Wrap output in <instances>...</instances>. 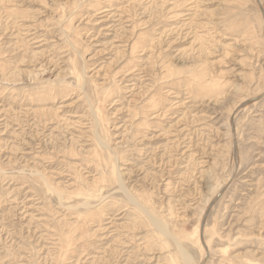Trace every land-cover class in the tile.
Returning a JSON list of instances; mask_svg holds the SVG:
<instances>
[{"label": "rangeland", "instance_id": "374dc122", "mask_svg": "<svg viewBox=\"0 0 264 264\" xmlns=\"http://www.w3.org/2000/svg\"><path fill=\"white\" fill-rule=\"evenodd\" d=\"M187 263L264 264V0H0V264Z\"/></svg>", "mask_w": 264, "mask_h": 264}, {"label": "bare ground", "instance_id": "6f19581e", "mask_svg": "<svg viewBox=\"0 0 264 264\" xmlns=\"http://www.w3.org/2000/svg\"><path fill=\"white\" fill-rule=\"evenodd\" d=\"M99 128V127H98ZM97 139V138H96ZM100 140V139H99ZM102 141V140H101ZM101 144V143H100ZM104 145V144H103ZM101 149V148H100ZM113 164V163H112ZM111 164V165H112ZM114 167V174L117 176V178H119L118 179V184H120V186H121V189L125 192V193H127V197H128V199H130L131 201H134V203L137 205V206H140V200L138 199V198H136V197H134L132 194H130V192L128 193L127 191H126V189L124 188V184L122 183V178L120 179V177H119V172H118V170H117V168L115 167V164L113 165ZM117 180V179H116ZM99 187V186H98ZM93 188V187H92ZM91 191V190H90ZM91 193V192H90ZM95 194V193H94ZM91 197V196H90ZM144 213L145 214H147L148 215V218H150L149 219V222H150V224L152 223V224H154V226L163 234V235H171V233L169 232V229H167L166 227H165V225L160 221V220H158V219H156L155 217H153L151 214H149L148 212H145L144 211ZM155 229V228H154ZM180 252V255L182 256V258L183 259H187V261L188 262H190V259H189V257H188V255L184 252V251H179ZM191 258V257H190ZM193 260V259H192ZM187 264H192V263H187ZM195 264V263H194Z\"/></svg>", "mask_w": 264, "mask_h": 264}, {"label": "water", "instance_id": "95a60500", "mask_svg": "<svg viewBox=\"0 0 264 264\" xmlns=\"http://www.w3.org/2000/svg\"><path fill=\"white\" fill-rule=\"evenodd\" d=\"M258 97H259V96H258ZM258 97H257V98H258ZM245 103H249V101H245Z\"/></svg>", "mask_w": 264, "mask_h": 264}]
</instances>
